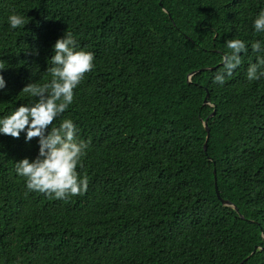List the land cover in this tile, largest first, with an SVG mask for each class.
<instances>
[{"label":"trees","instance_id":"16d2710c","mask_svg":"<svg viewBox=\"0 0 264 264\" xmlns=\"http://www.w3.org/2000/svg\"><path fill=\"white\" fill-rule=\"evenodd\" d=\"M261 9L264 0H0V118L34 103L21 89L50 80L65 31L94 54L53 122L71 119L90 142L77 166L86 193L29 192L15 168L36 158L38 138L0 133V264H239L255 246L243 264H264V77L246 76L264 55L251 50L264 46L253 29ZM13 13L23 28L10 27ZM231 38L248 51L220 84ZM215 177L244 218L218 199Z\"/></svg>","mask_w":264,"mask_h":264},{"label":"clouds","instance_id":"9594fccd","mask_svg":"<svg viewBox=\"0 0 264 264\" xmlns=\"http://www.w3.org/2000/svg\"><path fill=\"white\" fill-rule=\"evenodd\" d=\"M28 22L24 16L13 13L8 17L12 29L23 28ZM256 33L264 32V9L253 20ZM229 51L221 56L222 68L216 72L214 82L223 84L226 77L242 63L241 53H247L244 41L237 38L226 40ZM54 54L48 60L46 71L50 80L44 83L30 82L21 92L34 103L21 104L10 114L0 118V133L19 138L25 133V140L38 138V155L32 161L23 158L16 163L15 171L24 179L29 192L42 193L50 199L66 200L70 196L83 195L87 191L88 177L81 176L77 166L90 147V142L80 139L77 128L71 119H62L58 126L53 122L74 100V89L92 71L94 54L77 48L71 32L64 33L54 45ZM253 53H264L261 41L251 43ZM5 66L0 64V69ZM246 76L249 81L264 77V55H257L254 63H249ZM5 80L0 75V88Z\"/></svg>","mask_w":264,"mask_h":264},{"label":"water","instance_id":"95a60500","mask_svg":"<svg viewBox=\"0 0 264 264\" xmlns=\"http://www.w3.org/2000/svg\"><path fill=\"white\" fill-rule=\"evenodd\" d=\"M164 11L168 14L169 18L172 19L171 13H170L169 11H166V10H164ZM207 69H208V68H207ZM204 104H206V105L209 104V102L207 101V99H205ZM214 114H215V112H213V113L210 115V117H213ZM203 124H204V128H205V131H206V140H205V143H204V151L206 152V151H207V146H208V140H209L210 129H209V126H208V122H207V120L204 121ZM209 159H210V158H209ZM215 192H216V195H217L218 199L222 202V204H223L224 206L233 208V209L236 211V213L239 214V216H240L241 218H244V216L240 214L239 209H238L235 205H233L230 201L225 200V199H223V198L221 197V195H220V193H219V189H218V185H217V179H216V177H215ZM263 238H264V237H263ZM261 250H262V248H261L260 246H255L254 251L252 252V254H251L250 256H248L247 258H245L244 260H242L239 264H243V263H245V262H246L251 256H253L257 251H261Z\"/></svg>","mask_w":264,"mask_h":264}]
</instances>
